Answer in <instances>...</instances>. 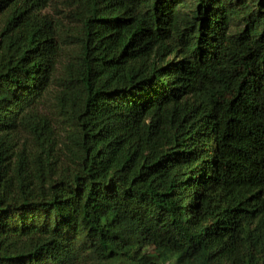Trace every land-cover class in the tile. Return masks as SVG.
Returning a JSON list of instances; mask_svg holds the SVG:
<instances>
[{
    "label": "trees",
    "instance_id": "trees-1",
    "mask_svg": "<svg viewBox=\"0 0 264 264\" xmlns=\"http://www.w3.org/2000/svg\"><path fill=\"white\" fill-rule=\"evenodd\" d=\"M0 264H264V0H0Z\"/></svg>",
    "mask_w": 264,
    "mask_h": 264
},
{
    "label": "rangeland",
    "instance_id": "rangeland-1",
    "mask_svg": "<svg viewBox=\"0 0 264 264\" xmlns=\"http://www.w3.org/2000/svg\"><path fill=\"white\" fill-rule=\"evenodd\" d=\"M45 12L50 13L51 15H55L56 14L55 5L52 4L49 8L45 10Z\"/></svg>",
    "mask_w": 264,
    "mask_h": 264
}]
</instances>
